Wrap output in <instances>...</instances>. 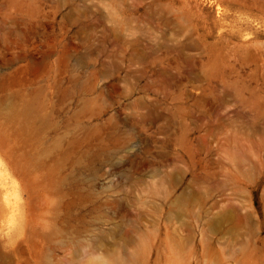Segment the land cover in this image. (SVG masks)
Returning <instances> with one entry per match:
<instances>
[{
    "label": "rangeland",
    "instance_id": "rangeland-1",
    "mask_svg": "<svg viewBox=\"0 0 264 264\" xmlns=\"http://www.w3.org/2000/svg\"><path fill=\"white\" fill-rule=\"evenodd\" d=\"M0 264H264V0H0Z\"/></svg>",
    "mask_w": 264,
    "mask_h": 264
}]
</instances>
